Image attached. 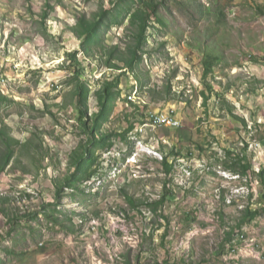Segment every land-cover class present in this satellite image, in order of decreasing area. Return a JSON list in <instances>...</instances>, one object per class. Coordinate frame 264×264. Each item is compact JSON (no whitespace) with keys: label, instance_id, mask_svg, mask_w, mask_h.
I'll list each match as a JSON object with an SVG mask.
<instances>
[{"label":"rangeland","instance_id":"obj_1","mask_svg":"<svg viewBox=\"0 0 264 264\" xmlns=\"http://www.w3.org/2000/svg\"><path fill=\"white\" fill-rule=\"evenodd\" d=\"M162 2L116 70L126 10L87 55L71 29L108 0H0V264H264V0ZM81 81L91 127L113 82L95 139Z\"/></svg>","mask_w":264,"mask_h":264},{"label":"trees","instance_id":"obj_2","mask_svg":"<svg viewBox=\"0 0 264 264\" xmlns=\"http://www.w3.org/2000/svg\"><path fill=\"white\" fill-rule=\"evenodd\" d=\"M50 1V0H48ZM109 1V9L102 10V12L98 15H94L93 19H88L86 16L77 17V25L72 28L71 31L73 34L82 40L81 51L87 55H90L94 46L98 45L102 34L105 30L103 28L107 27V24H120L118 22L119 15H121L127 8L128 2H132L133 5L136 4L134 0H108ZM139 6L133 12L132 6L128 7L124 16L130 17L131 25L137 28V44L134 49L131 50V56H121L117 53V47L110 48V50L106 53L107 59L105 60L106 65L111 69L121 70L120 63L126 65L129 69H134V63L138 60V51L144 47L147 43V32L151 21L157 22L161 26H165L163 18L160 16V8L164 6L162 0H135ZM264 14V10H262ZM109 27V26H108ZM212 66V64H210ZM209 71V70H208ZM207 71V73H208ZM84 85V86H82ZM113 86V82H106L104 84L103 90L100 92L98 96V105L100 107V111L96 115L94 120V125L91 127L86 121V112L88 111V87L81 81V85L78 86V111L80 113V120L83 123V130L86 134L92 139L97 138L96 129L100 126L101 122L106 120L109 116L113 104L112 97L113 93L111 91V87ZM1 99V98H0ZM133 129V126L130 130ZM99 137V136H98ZM101 140L102 138H98ZM7 146L9 144H6ZM88 154V152H84L82 154V159H84ZM11 160V156L7 155L3 160H0V174L3 172L5 166L9 165V161ZM167 168V172H170L172 169V165L168 164L166 161L164 162ZM83 163H79L82 165ZM250 166H246L243 170V173L246 174L250 169ZM261 181L264 186V171L260 174ZM130 203L134 205V201L130 200ZM152 207V206H151ZM154 209V207H153Z\"/></svg>","mask_w":264,"mask_h":264},{"label":"built area","instance_id":"obj_3","mask_svg":"<svg viewBox=\"0 0 264 264\" xmlns=\"http://www.w3.org/2000/svg\"><path fill=\"white\" fill-rule=\"evenodd\" d=\"M131 100H127V103L130 104ZM181 126L180 121L177 118L175 112H161L160 115H153L152 112H149L144 127H151V128H171L177 129Z\"/></svg>","mask_w":264,"mask_h":264}]
</instances>
